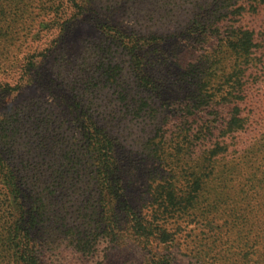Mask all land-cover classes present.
<instances>
[{
    "label": "rangeland",
    "instance_id": "374dc122",
    "mask_svg": "<svg viewBox=\"0 0 264 264\" xmlns=\"http://www.w3.org/2000/svg\"><path fill=\"white\" fill-rule=\"evenodd\" d=\"M195 21L218 30L191 35ZM233 24L259 47L242 106L258 113L264 0H0V264L257 258L263 161L220 163L227 174L205 177L191 205V99L202 73L225 71L211 55ZM94 128L117 155L110 189L99 181ZM12 215L17 258L4 247ZM150 225L160 236L142 231Z\"/></svg>",
    "mask_w": 264,
    "mask_h": 264
},
{
    "label": "trees",
    "instance_id": "16d2710c",
    "mask_svg": "<svg viewBox=\"0 0 264 264\" xmlns=\"http://www.w3.org/2000/svg\"><path fill=\"white\" fill-rule=\"evenodd\" d=\"M232 1L234 0H224L227 4H231ZM242 11L245 12L244 7L235 9L238 16ZM202 26L200 27V23L195 21L191 26V35H199L208 40L214 34L213 28L218 30L216 25L203 24ZM219 43L217 47H221L220 52H212L211 56L214 59L212 63L224 67L225 71L219 69L218 73L216 71L202 73L201 83L197 85L191 99V162L196 164V170H198L194 173L191 183V188H193L191 205L195 199L194 194L201 187L205 177L222 178L224 177L222 175L227 174V171L219 173L221 175L215 171L220 163L224 162L226 166L241 167L244 164L257 166L259 161L264 162V108H259L258 113L254 108L249 115L244 114V108H247L244 100L248 92V78L252 73L259 48L254 32L242 24H233ZM92 136L97 139L95 144H100L95 153L99 166V181L110 189L109 182L117 177L112 172L117 159L116 152L107 140L104 131L94 128ZM5 170L4 174L7 175V169ZM262 173L264 182V171ZM253 174L254 172L250 173L252 179ZM9 184L12 185L8 186V192L14 201V198L18 197V191L14 182L11 181ZM12 200L9 199L10 208L14 210ZM14 218L12 215L10 220L5 222L7 226L4 229V242L6 243L4 247L17 258L18 252L15 248L18 243L19 226ZM144 225L148 226V223ZM142 231L149 236H160L156 226L150 225ZM258 238L262 247L261 251H258L257 258L246 260L241 264H264V234ZM144 240L151 242L149 238ZM36 262L37 260L23 257L17 264H36Z\"/></svg>",
    "mask_w": 264,
    "mask_h": 264
}]
</instances>
